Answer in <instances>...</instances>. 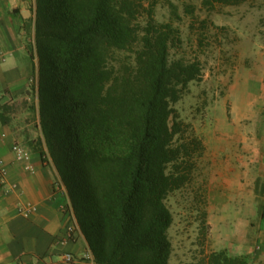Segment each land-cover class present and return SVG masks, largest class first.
I'll return each instance as SVG.
<instances>
[{"label": "trees", "instance_id": "trees-1", "mask_svg": "<svg viewBox=\"0 0 264 264\" xmlns=\"http://www.w3.org/2000/svg\"><path fill=\"white\" fill-rule=\"evenodd\" d=\"M156 4L36 0L32 58L47 147L41 153L59 173L95 264H170L173 214L166 198L193 180L205 150L174 108L202 79V64L171 59L179 30L155 19ZM119 51L132 52L133 61L114 63ZM10 109L0 101L2 123ZM198 264L248 261L222 249Z\"/></svg>", "mask_w": 264, "mask_h": 264}, {"label": "crops", "instance_id": "crops-1", "mask_svg": "<svg viewBox=\"0 0 264 264\" xmlns=\"http://www.w3.org/2000/svg\"><path fill=\"white\" fill-rule=\"evenodd\" d=\"M35 8L36 0H0V99L10 101L11 107L7 123L0 119V159L7 167L5 182L0 171V264H95L82 232L74 240L60 242L67 227L61 206L70 199L49 155L41 153L47 147L39 122L37 58H32L36 56ZM31 81L37 101H23L19 110V103L11 102L21 93L29 98ZM262 91L256 101L233 103L235 120L264 124V84ZM254 143L247 157L239 155L240 165L232 161L233 153H224L230 156L223 161L224 174L215 176L217 192L227 196L229 203L220 212L230 210L234 216L229 220L223 216L229 232L219 230L223 246L217 251L226 249L231 255L246 257L248 264H264V251L256 248L264 243V130L255 135ZM15 144L30 151L34 171L16 160ZM27 202L37 205V211L24 217L18 207ZM66 253L73 255L72 261L65 260Z\"/></svg>", "mask_w": 264, "mask_h": 264}, {"label": "rangeland", "instance_id": "rangeland-1", "mask_svg": "<svg viewBox=\"0 0 264 264\" xmlns=\"http://www.w3.org/2000/svg\"><path fill=\"white\" fill-rule=\"evenodd\" d=\"M153 1H157L155 19L170 22L179 30V39L170 49L171 59L199 60L203 69L202 79L190 83L174 108L187 133L201 138L205 150L197 158L193 180L166 198L173 214L168 232L173 246L170 264H198L223 246V234L219 232H229L223 216L226 214L229 220V213L233 215L230 210L220 212L229 203L214 186L215 176L224 174L223 161L230 158L224 153H233L232 161L240 165L239 155L247 157L255 145V135L264 130V124L238 121L231 114L235 101H256L263 94L264 0L215 2L213 6L203 0H170L177 6V15L167 0H145V4ZM133 59L132 52L119 51L114 63ZM27 60L30 65V57ZM32 85L34 81L29 98L21 93L11 102L19 103V110L23 101H37Z\"/></svg>", "mask_w": 264, "mask_h": 264}, {"label": "built area", "instance_id": "built-area-1", "mask_svg": "<svg viewBox=\"0 0 264 264\" xmlns=\"http://www.w3.org/2000/svg\"><path fill=\"white\" fill-rule=\"evenodd\" d=\"M13 152L15 154L16 160L23 161L25 163V168L29 171H34V167L30 163L31 159V153L29 150H27L25 147L15 144L13 146ZM0 171H1V181L5 182V176L7 174V167L2 159H0ZM60 189L63 187V185L58 186ZM61 210L67 217V227H66V234L65 236L60 240L61 243H65L69 240H74L75 236L81 232L79 224L77 222L74 210L72 208V205L70 201L64 205L61 206ZM37 211V205H35L32 202H27V203H21L19 204L18 207V212L24 216V217H29L32 215L34 212ZM258 250H263L264 251V243L259 244L256 246ZM64 258L66 261H72L73 260V255L71 253H66L64 255Z\"/></svg>", "mask_w": 264, "mask_h": 264}]
</instances>
